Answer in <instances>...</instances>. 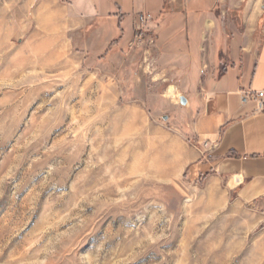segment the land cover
I'll use <instances>...</instances> for the list:
<instances>
[{
	"label": "rangeland",
	"instance_id": "rangeland-1",
	"mask_svg": "<svg viewBox=\"0 0 264 264\" xmlns=\"http://www.w3.org/2000/svg\"><path fill=\"white\" fill-rule=\"evenodd\" d=\"M59 3L0 0V264H264V213L178 166L147 33L98 63Z\"/></svg>",
	"mask_w": 264,
	"mask_h": 264
},
{
	"label": "crops",
	"instance_id": "crops-1",
	"mask_svg": "<svg viewBox=\"0 0 264 264\" xmlns=\"http://www.w3.org/2000/svg\"><path fill=\"white\" fill-rule=\"evenodd\" d=\"M58 2L70 27L88 32L80 45L98 63L126 50L138 14L152 16L145 53L151 60L143 73L161 87L164 103L178 107L186 99L179 106L189 142L177 144L178 166L188 168L189 179L205 177L263 214L264 110L243 97L264 89V0ZM131 58L127 53L123 65Z\"/></svg>",
	"mask_w": 264,
	"mask_h": 264
},
{
	"label": "built area",
	"instance_id": "built-area-1",
	"mask_svg": "<svg viewBox=\"0 0 264 264\" xmlns=\"http://www.w3.org/2000/svg\"><path fill=\"white\" fill-rule=\"evenodd\" d=\"M138 29H137V34L136 38H141L143 37L147 32H145L146 25L150 23L152 20V16L141 13L138 14ZM248 100H254L255 105H256V111L260 112L264 110V89H260L259 91H256L255 93L247 92L244 97H243V102L248 101Z\"/></svg>",
	"mask_w": 264,
	"mask_h": 264
},
{
	"label": "water",
	"instance_id": "water-1",
	"mask_svg": "<svg viewBox=\"0 0 264 264\" xmlns=\"http://www.w3.org/2000/svg\"><path fill=\"white\" fill-rule=\"evenodd\" d=\"M179 103H180V105H183L186 103V99L184 96L179 98Z\"/></svg>",
	"mask_w": 264,
	"mask_h": 264
},
{
	"label": "bare ground",
	"instance_id": "bare-ground-1",
	"mask_svg": "<svg viewBox=\"0 0 264 264\" xmlns=\"http://www.w3.org/2000/svg\"><path fill=\"white\" fill-rule=\"evenodd\" d=\"M133 108V107H132ZM131 109V108H130ZM136 109V108H135ZM129 111V110H128Z\"/></svg>",
	"mask_w": 264,
	"mask_h": 264
}]
</instances>
